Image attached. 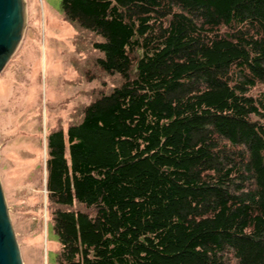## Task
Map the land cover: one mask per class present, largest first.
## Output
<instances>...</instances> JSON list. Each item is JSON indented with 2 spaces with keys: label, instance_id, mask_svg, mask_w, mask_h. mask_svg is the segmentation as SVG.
Segmentation results:
<instances>
[{
  "label": "trees",
  "instance_id": "trees-1",
  "mask_svg": "<svg viewBox=\"0 0 264 264\" xmlns=\"http://www.w3.org/2000/svg\"><path fill=\"white\" fill-rule=\"evenodd\" d=\"M103 84L46 135L59 264H264V0H62Z\"/></svg>",
  "mask_w": 264,
  "mask_h": 264
},
{
  "label": "rangeland",
  "instance_id": "rangeland-1",
  "mask_svg": "<svg viewBox=\"0 0 264 264\" xmlns=\"http://www.w3.org/2000/svg\"><path fill=\"white\" fill-rule=\"evenodd\" d=\"M21 40L0 73V176L24 264H59L46 187V135L78 121L103 85L90 75L93 34L62 0H25ZM257 86L253 92H257Z\"/></svg>",
  "mask_w": 264,
  "mask_h": 264
},
{
  "label": "water",
  "instance_id": "water-1",
  "mask_svg": "<svg viewBox=\"0 0 264 264\" xmlns=\"http://www.w3.org/2000/svg\"><path fill=\"white\" fill-rule=\"evenodd\" d=\"M26 21L25 0H0V73L15 52ZM0 264H24L0 176Z\"/></svg>",
  "mask_w": 264,
  "mask_h": 264
}]
</instances>
